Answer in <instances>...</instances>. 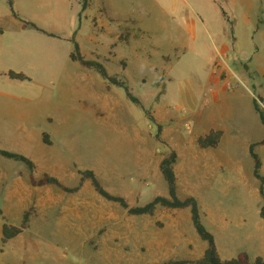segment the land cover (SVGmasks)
Wrapping results in <instances>:
<instances>
[{"label":"rangeland","instance_id":"obj_1","mask_svg":"<svg viewBox=\"0 0 264 264\" xmlns=\"http://www.w3.org/2000/svg\"><path fill=\"white\" fill-rule=\"evenodd\" d=\"M27 5L26 0L15 3L22 14L35 13ZM81 17L74 34L83 56L99 59L109 74L125 80L163 131L161 142L156 125L123 89L108 90L96 72L85 69L90 73L85 111L44 125L53 131L52 154L66 184L78 183L79 169L92 170L111 194L141 206L168 194L159 163L172 150L183 159L212 128H222L228 144L236 125L259 121L254 99L264 110V0H88ZM77 23L69 17L64 28ZM59 45V50L72 47L66 41ZM50 88L55 104L71 102L60 84ZM34 92L35 97L38 90ZM257 137L255 132L236 137V153L243 161H252L248 144ZM3 144L9 143L0 135ZM256 152L264 158V146ZM33 197L20 203L25 211L33 209L30 222L0 244V264H164L196 261L207 246L189 209L158 207L148 221L135 218L101 197L90 181L73 194L57 188ZM25 211L0 215V239L2 224L21 226ZM175 226L181 227L180 235ZM161 235L190 242L185 251L151 249V237Z\"/></svg>","mask_w":264,"mask_h":264},{"label":"crops","instance_id":"obj_2","mask_svg":"<svg viewBox=\"0 0 264 264\" xmlns=\"http://www.w3.org/2000/svg\"><path fill=\"white\" fill-rule=\"evenodd\" d=\"M11 1L12 6L9 0H0V135L7 138L9 143L0 145L3 147L0 150L24 155L35 165V169L31 171L25 163L0 155V203L4 202L3 208L13 215L16 209L22 208L25 211L26 205L22 206L20 203L32 202L34 194L57 192L58 187L52 184H31V177L40 179L48 174L41 175L38 171L49 172L48 175L58 178L67 187L79 183L66 184V175L58 172V158L52 154L53 131L44 125L49 127L54 122L67 121L72 113L75 115L79 110L85 111V103L90 98V73L86 71L88 68L70 58L73 44L69 39L82 21L81 13L87 9L82 10V0H26L28 8L25 6V9H35V13L26 14L23 11L26 15L21 13L22 8L15 6L17 0ZM13 9L22 20L61 38L49 36L31 25H25L15 16ZM69 17H74V20L76 18L78 23L65 30L64 24ZM65 41L71 43L72 47L59 50V42ZM104 66L106 67L105 64ZM11 71L22 73L29 80L13 79L9 76ZM103 82L105 83L104 80ZM59 84L70 95L71 102H65L66 107L57 101L55 104L48 90ZM75 84L81 89L75 88ZM35 89L38 92L34 97ZM76 102L80 105L75 108ZM254 126L259 130H255ZM235 128L231 131V137L226 140L228 144H224L223 133L217 147L201 148L197 143L198 147L194 146V151L187 152L183 159L175 149L178 156L174 166L177 195L182 200L191 196L197 199L200 213L203 210L202 221L215 237L217 251L222 260L236 258L241 253H246L250 261L259 257L264 260V219L261 217L263 198L260 181L254 175L253 158L251 157L252 161H243L236 153V137L239 134L250 136L255 132L258 140L248 144V154L251 156L250 146L264 139V124L259 117L255 124L244 121ZM212 129L223 131L220 127ZM44 132L49 134L51 145L43 142ZM260 159L261 173L264 176V158ZM38 199L39 197L37 201ZM6 203L19 204L7 206ZM3 208L2 213L8 212ZM132 216L146 218L148 221L147 218L152 215ZM180 228L174 227L176 234L180 235ZM189 240L181 236L151 237L149 245L151 249L179 247L185 251ZM206 249L207 246L200 252L199 258Z\"/></svg>","mask_w":264,"mask_h":264},{"label":"trees","instance_id":"obj_3","mask_svg":"<svg viewBox=\"0 0 264 264\" xmlns=\"http://www.w3.org/2000/svg\"><path fill=\"white\" fill-rule=\"evenodd\" d=\"M9 4L12 6V1L9 0ZM88 7V0H82V10L84 11ZM13 13L19 19H21L18 14L14 11ZM22 20V19H21ZM25 25H31L35 27L38 31H41L45 34H48L52 37L61 38L56 34H49L39 27L35 26L32 23H29L25 20H22ZM69 41L73 44V51L70 54V58L73 62L79 63L81 66L85 68L92 69L96 72L106 84L108 90L118 87L124 90L125 96L128 100H130L135 106L140 107L144 110L148 119L156 125V139L162 142V131L163 125L159 124L155 117L151 115V113L146 110L141 100L134 95L129 86L126 84L125 80L115 75L109 74L107 68L104 64L98 60L87 59L81 53L80 44L75 38V34L69 39ZM9 76L13 79L19 80H29V78L22 74L11 71ZM254 108L255 111L259 114V117L264 124V110L259 105L258 101L254 99ZM223 135V131L212 129L209 133L204 136H200L197 140L198 145L201 148H214L217 147L221 141ZM43 142L47 145H51L52 141L50 140L49 134L43 133ZM264 144V139L259 143H254L250 146V154L254 161V175L260 181V193L263 198V206L261 208V217L264 219V176L261 173L262 162L259 155L256 153L255 148L258 145ZM0 155L9 159H14L16 161H20L25 163L31 171L35 169V165L32 160L28 157L13 153L5 150H0ZM177 153L175 150H172L167 156H165L160 163V170L165 179L168 186V196L158 195L155 196L151 201L147 202L141 206H130L127 200L123 196H117L111 194L99 181L96 174L92 170H78V174L80 176L79 183L74 187L65 186L58 178L50 176L48 174L44 175L40 179H35L31 177V184L33 186H44L47 184H52L60 188L62 191L73 194L78 192L83 184L86 181H90L92 186L95 188V191L104 199L119 204L122 208L126 209L130 215H154L156 209L160 207L169 208V209H185L189 208L191 213V220L193 226L199 235V237L207 242V249L205 250L203 256L196 261H187V260H179V261H168L164 264H264V260L262 258H257L254 261L249 260V256L246 253L239 254L236 258L230 260H222L218 254L215 237L213 234L207 229L205 224L202 221L198 201L195 197H188L184 200L180 199L177 195V177L175 174L174 166L177 163ZM33 209L28 210L23 215L22 225L17 227L4 222L2 224V236L0 239V244L5 245L7 242L20 233H22L30 222V217ZM0 215H2V210L0 208Z\"/></svg>","mask_w":264,"mask_h":264}]
</instances>
